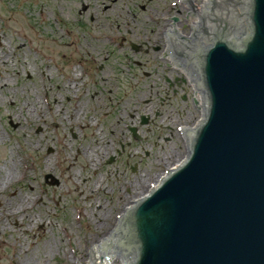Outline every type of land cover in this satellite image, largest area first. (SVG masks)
I'll return each instance as SVG.
<instances>
[{
    "label": "rangeland",
    "instance_id": "rangeland-1",
    "mask_svg": "<svg viewBox=\"0 0 264 264\" xmlns=\"http://www.w3.org/2000/svg\"><path fill=\"white\" fill-rule=\"evenodd\" d=\"M142 2L0 0V264H79L145 191L132 184L182 157L176 127L197 110L157 56L170 17L187 35L186 8Z\"/></svg>",
    "mask_w": 264,
    "mask_h": 264
},
{
    "label": "water",
    "instance_id": "water-1",
    "mask_svg": "<svg viewBox=\"0 0 264 264\" xmlns=\"http://www.w3.org/2000/svg\"><path fill=\"white\" fill-rule=\"evenodd\" d=\"M176 3L188 33L170 17L157 57L190 81L193 126L205 120L187 134L188 158L124 205L82 264H264V0Z\"/></svg>",
    "mask_w": 264,
    "mask_h": 264
},
{
    "label": "flooded vegetation",
    "instance_id": "flooded-vegetation-1",
    "mask_svg": "<svg viewBox=\"0 0 264 264\" xmlns=\"http://www.w3.org/2000/svg\"><path fill=\"white\" fill-rule=\"evenodd\" d=\"M113 1V3H115L116 2V0H110V3ZM138 5H137V7H138V9L139 10H141V11H144V10H146L147 9V5L145 4V3H143L142 2V0H138ZM103 4V7H102V11H104V12H106V11H108L109 9H111L112 8V6L113 5H111V4H106L105 2H103L102 3ZM98 7H99V5H98ZM98 14H99V11H98ZM90 20L91 21H94L95 20V18L94 17H91L90 18ZM98 20H99V17H98ZM155 50L156 51H158V50H160V47H156L155 48ZM132 118H134V116L132 117ZM140 121H141V124L142 125H146L147 123H145V122H149L150 121V118L149 117H145V116H141L140 117ZM127 127H126V129L129 131V133L131 134V137L132 138H136V139H139V136H134V133H133V130H136L137 131V127H134L133 125L130 127V126H128V125H126ZM122 144V143H121ZM124 147V146H123ZM124 149V148H123ZM120 153V152H119Z\"/></svg>",
    "mask_w": 264,
    "mask_h": 264
},
{
    "label": "bare ground",
    "instance_id": "bare-ground-1",
    "mask_svg": "<svg viewBox=\"0 0 264 264\" xmlns=\"http://www.w3.org/2000/svg\"><path fill=\"white\" fill-rule=\"evenodd\" d=\"M194 2L196 3V5H197V7H199V3H197V1L196 0H194ZM182 6H183V4H182ZM184 7V6H183ZM185 8V7H184ZM168 23H169V21H168ZM168 23H167V25H166V31H165V33H164V38L166 37V33H167V28H168ZM183 21H181V20H178L177 19V23H176V27L180 30V31H182V29H181V26L183 25ZM183 32V31H182ZM184 34H185V32H183ZM186 35V34H185ZM165 42V41H164ZM173 67V66H172ZM175 68H176V66H175ZM177 69V68H176ZM183 78L185 79V80H188L187 79V77H185V76H183ZM188 82V81H187ZM169 165H170V167H172V165H174V164H177V161L176 162H170V163H168ZM139 184H141V183H137V182H135L134 184H132V188H134V186H135V189H144L145 190V188H146V185H144V186H142V187H136L137 185H139ZM148 186H150V183H148ZM132 192H134V191H132ZM144 193V192H143ZM143 193H141L140 195H138V196H134V198L135 199H137L138 197H141L142 195H143ZM23 200H25V199H23ZM130 202H132V201H130ZM17 213H18V211L16 212V214L15 215H17ZM20 224V223H19ZM93 243V242H92ZM91 245V244H90ZM82 262L83 261H81V262H79V264H82ZM114 262H118V263H120L119 262V259H106V264H113Z\"/></svg>",
    "mask_w": 264,
    "mask_h": 264
}]
</instances>
